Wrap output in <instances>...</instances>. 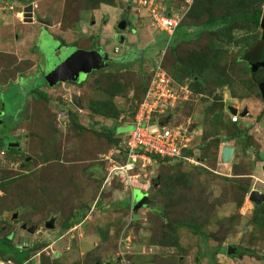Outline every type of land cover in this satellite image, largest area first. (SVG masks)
<instances>
[{"label": "rangeland", "instance_id": "rangeland-1", "mask_svg": "<svg viewBox=\"0 0 264 264\" xmlns=\"http://www.w3.org/2000/svg\"><path fill=\"white\" fill-rule=\"evenodd\" d=\"M3 1L7 0H2L0 6L5 5ZM35 1L39 2L44 16L56 25L52 32L45 27L39 31L37 25H22L12 17L11 11L0 9V51H17L18 54L0 52V100L5 109L2 117L6 127H10L9 134L18 138L22 150L8 154L0 147V235L5 238L0 237V250L6 254H1L0 258L4 264H18L13 259L8 262V256L16 257L21 264H210L202 251L208 245L213 253L219 244L227 248L229 245L245 247L257 256L244 251L234 256L236 252L228 254L226 249L215 254L217 264H264V227L254 221L255 203L249 198L253 189L264 193V160L260 159V154L264 156V102L255 82L257 79L246 71L247 63L241 59L248 44L261 38L262 28L251 31L245 23L236 22L226 31L209 28L199 37L182 39L178 45L183 57V52L186 55L189 51H207V57L219 63V68L227 75L223 83L211 80V86L202 89H191L189 77L178 82L191 93H186L188 98L175 111L173 123L192 122L193 143L204 148L201 167L206 169L198 168L202 164L167 162L153 166L138 163L125 170L113 167L125 163L124 150L121 144L112 142L107 133L114 127L128 136L132 125L121 126L132 124L129 108L143 95L140 74L145 77L150 73L161 55L159 51L166 50L162 57L167 55L166 70L173 78L177 60L167 49L174 48L185 33L183 29L190 35L197 29L196 25L210 15L234 12L239 4H231L230 0L221 5L206 3L209 9L199 7L197 13L190 14L184 21L186 26L169 42L164 39V44L151 47V42L165 33L151 26L147 8L136 2L117 0L115 7L101 5L96 13L89 11L86 21L81 22L79 15L83 9L80 7L84 5L81 0ZM165 1L164 6L169 11L187 13L192 5L188 0ZM128 6L131 14L127 28L119 30L114 12ZM91 13L97 24H101L92 25ZM107 21L113 22V26L108 27L110 31L104 27ZM60 29L65 31V36ZM116 29L127 41H119L114 35ZM27 30L33 36V42L29 41L33 52L22 45L18 52V44ZM82 34L83 39L75 42L76 36ZM60 37L72 43L58 56L55 51ZM94 42L105 52L122 58L119 60L122 65L132 67L89 74L81 84L70 81L54 86L57 88L54 90L49 84L55 82L49 81L46 75L58 58H62L66 50L78 48L77 43L84 44L79 47L86 49ZM148 44L151 48H146ZM144 47L146 51L142 50ZM28 55L38 60L40 72L19 81V76L26 75L31 63ZM19 57L24 59L18 62ZM22 86H26L25 94L20 90ZM113 86L117 88L113 91L119 92L116 96L111 91ZM32 89H36L35 92ZM42 89L47 98L39 99ZM75 95L79 96L83 107L74 104ZM112 96L125 114L123 120L96 115L88 107L93 100ZM235 103L242 104L240 112L246 106L250 114L232 124L226 105ZM70 111L76 121L68 123ZM6 127H0V131L4 132ZM246 129L250 138L242 134L234 141H222L229 134ZM118 136L123 140L124 136ZM210 137L214 138L213 142H209ZM3 139L8 141V138ZM224 145L237 148L230 162L221 158ZM247 186L248 193L244 191ZM144 195L150 203L137 205ZM16 211L19 216L13 220L11 215ZM79 214L82 218L76 220ZM53 217L56 222L53 231L43 227L29 234L20 227L23 222L44 226L45 221ZM67 219L74 223L64 229ZM187 220L198 223L200 231L210 237L206 239L201 233L179 225ZM23 244L35 247L30 253L34 254L31 260L25 258L27 249Z\"/></svg>", "mask_w": 264, "mask_h": 264}, {"label": "trees", "instance_id": "trees-1", "mask_svg": "<svg viewBox=\"0 0 264 264\" xmlns=\"http://www.w3.org/2000/svg\"><path fill=\"white\" fill-rule=\"evenodd\" d=\"M81 1L83 2L84 5L82 7H80V9H83V11L98 8L102 4L115 5L117 3V0H81ZM226 1L227 0H193L190 9L187 11L182 22L177 27V29L175 31V35L178 34V30L180 28L183 29V27L186 26L184 24L185 19L189 18L190 14L194 15L195 13H197V11L199 10V7L202 8L203 6H206V3L221 5V4H224ZM230 1H231V4H233L234 2L239 4L238 9H236L234 12L232 11L228 14H223V15H219V16L210 15L209 19L205 20L204 22H201L200 25H196L197 29H194L195 30L194 33H192L190 35L188 34L187 30L183 29L185 31V33L182 34L181 39L175 44L174 48L173 49H171V48L167 49V52L169 51L172 54L170 56L174 57L175 61L177 60L175 62V65L177 63L176 71H175L174 76H173V79L175 81L179 82V80L182 81L184 78L189 77L190 80H192V82L190 83L191 89L192 88L196 89L198 87L200 89H202V88H205L207 85L211 86V80H213V82L220 83V84L226 80L227 75L224 72H222L223 71L222 69L219 68V63H217L212 57H210V58L207 57V55L205 54L207 51H204V52L203 51H200V52L199 51H195V52L189 51L188 53H186V55L183 52V54H184V57H183L181 55V49H179L180 47L178 45L180 44V42H182L184 39H186L188 37H196V36L199 37V36H201L209 28L210 29L215 28V30L217 29V30L226 31L228 28L233 26L236 22L245 23L246 28H249L251 31L257 30L258 28H261L260 23H261V17H262L263 11H264V8H263L264 0H230ZM168 3H170V2H168ZM206 8L209 9V5H207ZM207 9H206V12H208ZM81 14L82 13H80V15H79V19L81 18ZM260 41H261V38H259V39L257 38V39H254L253 41H251L248 44V46L246 47V49L244 50L243 57L241 59L247 63L246 71L248 73H250L251 76H253L257 79V81L255 80V82H256V85L259 89V93L262 97L261 88L262 87L264 88V66H263L264 54L262 51ZM185 48L186 47H183L182 50L186 51ZM165 57H167V55ZM165 57L162 60V65H163V67H165L167 69L166 64L164 62ZM157 62H158V60L156 59V62L154 63V66H153L151 72L147 73L145 75V77H144V75L140 74V76L142 78H140L139 85L141 86V88L143 90V95L134 107H136L138 105V103L143 99L145 92L147 90V86H148L150 77L152 76L153 69H154L155 65L157 64ZM111 67H112V65H111ZM111 67L96 70V71L92 72L91 74H93V73H100L101 74V73H103L104 70L113 69V68L116 71L127 70V69H130L132 66L128 67V65L125 66V65H122V63H121L120 65L113 64V67L112 68ZM178 67H179V69H178ZM204 71L206 73H204ZM220 74L223 77H221V76L218 77V75H220ZM176 76H177V78H176ZM114 87L115 86H113L111 88V91H113V89L117 90V88H114ZM20 90L22 91V94L26 93L23 89H20ZM117 94H119V92L113 91V96H116ZM113 96L110 99L93 100L88 105V107L96 115H100V116L108 117V118H113L116 121L123 120L125 118V116L121 117V115L123 114L122 110L115 104ZM39 97L47 98V95L45 93H42L39 95ZM263 101H264V99H263ZM80 104L82 105L81 101H80ZM180 104L181 103H178V105L175 107V109L173 111L174 116H175V111L179 108ZM82 107H83V105H82ZM223 110H224V108L222 107L221 111H223ZM129 113H130L129 115L132 117V120H133L134 111H131ZM67 120H68V123H70L72 121L75 122L76 121L75 114L70 111V116L68 117ZM229 122L232 124H237L236 122H232L231 119H229ZM80 127L82 129H85L82 126H80ZM247 130L248 129H246L244 131L243 130H237V131L229 134L226 137V139H223L222 141H227V142L228 141L229 142L234 141L238 136H240L242 134H245L248 138H250V134ZM242 131H243V133H242ZM107 134H108V136L112 142L119 144V145L121 144V147H122L121 150H124L123 151L124 159H126V157H125V151L127 149L126 142L124 144V141H125L124 138L126 137V135H125L126 132L125 133L124 132H117V129L115 130L113 127L110 129L109 133H107ZM118 135L124 136L123 140L120 139ZM119 140H121V141H119ZM126 141H127V137H126ZM213 141H214V138L210 137L209 142H213ZM0 143H1V147L4 148L8 152V154L20 152L19 149H16V148H7L4 144V142L2 141V139H0ZM219 143H220V139H219V142H217L215 144L216 149H217V147H219V145H220ZM248 145H250V144H248ZM200 147L201 146L199 144L198 145L195 144V147H193L191 149H187L185 151V153L186 154H193V153H195V149L198 148L199 152L196 153V156L199 158L200 164H202L203 163L202 161L204 160L202 157V153H203L204 148L202 150ZM201 150H202V152H201ZM236 152H237V148H236ZM151 156L153 158L158 159L157 165L158 164L163 165V164H166L167 162H175V163H179V165L185 164V163L189 164L185 160H172L171 158H167V157L163 158V157H159V156L154 155V154H151ZM216 157H217V153H216ZM260 159L264 160V156H262V154H260ZM200 164H198V165H200ZM189 165H194V164H189ZM198 165H195V166H198ZM201 166H203V164L200 165L198 168L202 169V170L206 169L205 167H201ZM244 191L246 193H248L249 187L248 186L245 187ZM129 206H131L130 203H129ZM253 216H254V221L256 223H258L259 225H261L262 227H264V202L261 204H255ZM81 218H82V215L79 214L76 217V220H80ZM73 223H74V220L67 219L64 222L63 228L69 229ZM179 225L180 226H186L196 233H201L206 239H208L210 237L209 234L202 233L200 231V225L194 221H191V220L181 221L179 223ZM3 239H5V238H3ZM32 248L33 247L29 248V250H24L26 253V256H25L26 259H29L32 256V254H30L32 252ZM33 249H35V247ZM209 249H210L209 246L206 245V250H204L202 252L209 258L210 264H217L215 262V260H216L215 254L221 253V252H226L227 247H224V245L219 244L215 247L213 253H211ZM240 249L244 251L243 253L249 254L251 256H257L253 251L251 252L250 250H248L245 247H240ZM211 251H212V249H211ZM1 254L6 256V254H4L3 252ZM232 255H234V254H232ZM12 259L14 260V262L21 264L20 261H18L16 257H11V256L9 257L8 256V262H10V263L13 262Z\"/></svg>", "mask_w": 264, "mask_h": 264}, {"label": "built area", "instance_id": "built-area-1", "mask_svg": "<svg viewBox=\"0 0 264 264\" xmlns=\"http://www.w3.org/2000/svg\"><path fill=\"white\" fill-rule=\"evenodd\" d=\"M188 1L192 3L193 0ZM133 2L146 7L151 17V26L165 32L169 37L175 34L186 14L177 10L167 11L160 0ZM162 56L153 69L143 99L133 110L132 128L126 141L125 163L119 167L113 165L114 168L130 169L138 163L143 166L157 165L158 159L151 154L172 160H185L189 164H200L196 156L198 148L193 154L185 153L187 149L195 147L192 122L178 125L173 123L171 117L164 125L160 123L161 119L172 115L178 103L188 98L186 93H190L186 86L175 81L163 67ZM239 119L238 114H231L232 122H238ZM111 161L114 162V159Z\"/></svg>", "mask_w": 264, "mask_h": 264}, {"label": "water", "instance_id": "water-1", "mask_svg": "<svg viewBox=\"0 0 264 264\" xmlns=\"http://www.w3.org/2000/svg\"><path fill=\"white\" fill-rule=\"evenodd\" d=\"M2 0H0L1 2ZM24 17V21L31 22L34 18V5L33 3H30L26 5L23 9V12L21 13ZM261 28H262V37H261V47L264 54V11L261 17ZM118 28L120 30H125L127 28V19L123 18L119 24ZM123 36L121 37V40H123ZM63 45H59V47H62ZM77 49V50H76ZM75 50L68 51L65 53V55L61 58H58V61L56 65L52 68L51 72L47 77L49 81H54L55 83L49 84L50 86H54L58 84L59 82H70V81H78V79L81 77V79L87 77L89 74L96 70H100L102 68H106L108 66V60L110 58L109 54L103 53L102 51L98 50L97 48L92 49H82V48H76ZM264 63V58H263ZM264 66V64H263ZM83 76V77H82ZM262 90V97L264 99V88H261ZM74 104L82 107V105L79 102V97H75ZM81 105V106H80ZM4 108V102L0 101V115L3 113ZM134 108L132 109V111ZM229 110L233 114H237L239 109L235 107L234 105H229ZM249 113L248 108H244L243 111L240 112V116L244 117ZM171 115L164 117V119L160 120V123L164 125ZM2 122V119L0 118V123ZM13 144V143H12ZM18 145V143H16ZM235 151V147L233 145H224L222 147L221 151V158L225 162H230L232 160L233 154ZM262 169L264 172V164L262 165ZM250 200L253 201L255 204H261L264 202V193H261L259 190H252L250 193ZM139 199V198H138ZM149 204L150 199L144 195L141 196L140 200L137 201V205L140 204ZM54 220L51 219V222ZM25 226V225H24ZM51 227V226H48ZM31 231H34L35 228H30ZM236 246L229 245L227 250L228 254H231L232 252H236ZM96 264H100L97 262ZM102 264V263H101ZM104 264H112L111 262H106Z\"/></svg>", "mask_w": 264, "mask_h": 264}, {"label": "flooded vegetation", "instance_id": "flooded-vegetation-1", "mask_svg": "<svg viewBox=\"0 0 264 264\" xmlns=\"http://www.w3.org/2000/svg\"><path fill=\"white\" fill-rule=\"evenodd\" d=\"M8 1V0H7ZM5 2V1H4ZM16 2H18V3H20L21 5L23 4V7H22V11L19 13V15L21 16V18L23 19V21H24V17L22 16V12H23V9H24V7L26 6V5H28V4H30V3H33V5H34V2H35V0H18V1H16ZM34 7H35V5H34ZM128 11V12H127ZM130 14H131V8L130 7H127L122 13H121V17L118 19V21H117V26H118V24H119V22L123 19V18H126L127 19V22H128V19H129V17H130ZM34 19H36V20H38L41 24H43L46 28H50V26L51 27H56V25L55 24H52L51 23V21L49 20V19H47L45 16H44V13H42L41 11H40V7L38 6V8L36 9H34V18H33V20ZM24 22H28V21H24ZM47 25H50V26H48L47 27ZM48 30V29H47ZM120 30V29H119ZM119 30H117V35L121 38L122 36H121V31H119ZM49 32H52V30L51 29H49L48 30ZM120 40V39H119ZM58 45H57V48H56V51H55V54L56 55H60L62 52H63V50H65L66 48H69L70 47V43L71 42H66V41H64L63 39H59L58 40ZM63 45L62 47H59V45ZM77 46V45H76ZM79 48V47H78ZM91 48H97L98 50H100V51H102L104 54L106 53L105 52V50L102 48V47H100V46H98L97 44H93L91 47H90V49ZM32 49H34V47L32 48ZM263 51V50H262ZM119 60H121V59H118V61H117V59L116 60H114V59H112V57L110 56V58H109V60H108V66H106V68H110L111 67V65H113V64H115V65H120V63L122 62V61H119ZM103 69H105V68H103ZM39 72H40V70H39ZM29 76H27V73H26V75H20L19 76V81H23V80H25L26 81V79L28 78ZM83 80H85V79H81V77L78 79V81H75V82H77V83H79V84H81L82 82H83ZM60 83V84H59ZM58 84H56V85H54V86H56V87H59L61 84H64V83H68V82H59ZM19 84H21L20 82H19ZM28 86V85H27ZM54 86H51L54 90H56L57 88L56 87H54ZM22 87H24V88H22V89H26V86H22ZM79 87V86H78ZM44 89V88H43ZM43 89L42 90H39V94H42V93H44V91H43ZM35 90L36 89H32V92H35ZM75 97H79V96H77V95H75ZM75 97H74V99H75ZM45 98V97H44ZM39 99H41V97L39 98ZM1 101V100H0ZM79 102H80V98H79ZM3 110V113H4V111H5V109L4 108H2ZM0 118L2 119V122L0 123V127H6V123H5V121H4V118L2 117V114L0 115ZM9 128L10 127H6V130H4V132H3V130L2 131H0V139H2V141L4 142V144H5V146L7 147V148H16V149H19V151L20 152H22V150H21V146H20V144H19V142L17 141V139L18 138H16V137H12L10 134H9ZM3 134V135H2ZM3 138H8V141H5ZM7 142H9V145H7ZM13 143V144H12ZM16 143H18V145H16ZM0 147H1V143H0ZM3 152L4 153H6L7 151L3 148ZM19 152V153H20ZM8 153V152H7ZM14 154V153H13ZM30 157V156H29ZM28 158V157H27ZM0 211H1V209H0ZM0 214H2V213H0ZM12 218H13V220H16V219H18V216H19V212L18 211H16L15 213H13L12 215ZM54 221L53 222H51V221H49V220H47V221H45V224H44V226L42 225V224H38V223H36V224H32V225H28L26 222H23V223H21L20 224V227H21V229H23V230H25L27 233H37V232H39L40 230H42L43 229V227H44V229L45 230H47V231H53L52 229L55 227V219H54V217L52 218ZM25 225V226H24ZM4 226V225H3ZM48 226H51V227H48ZM6 226H4V228H5ZM32 227H34L35 228V230L34 231H31L30 230V228H32ZM46 232V231H45ZM10 235H11V233H9ZM8 234V235H9ZM46 234H48L47 232H46ZM8 235L6 236L7 238H8ZM9 235V236H10ZM49 235H51L52 236V233H49ZM48 236V235H47ZM0 237L1 238H4V237H2L1 235H0ZM25 249H27V250H29V245H26V244H23L22 245ZM237 248H236V253L234 254V255H242V252H243V250H241L240 249V247H238V246H236ZM0 257H1V252H0ZM32 257H34L33 255L28 259V260H31V258ZM4 264V261L3 260H1V258H0V264ZM97 263V262H96ZM100 264H101V262H99ZM112 263V262H111ZM103 264V263H102ZM113 264V263H112ZM115 264H119V263H115Z\"/></svg>", "mask_w": 264, "mask_h": 264}, {"label": "crops", "instance_id": "crops-1", "mask_svg": "<svg viewBox=\"0 0 264 264\" xmlns=\"http://www.w3.org/2000/svg\"><path fill=\"white\" fill-rule=\"evenodd\" d=\"M161 1V3H162V5L164 6L165 4H166V1L165 0H160ZM164 1H165V4H164ZM4 2V1H3ZM131 2H133V0H128V3H131ZM9 1H5V5L4 6H0V9L1 10H3V11H5V10H9V11H11V15H12V17L14 18V19H17L18 20V22L20 23V24H22V25H32V26H35V25H37L39 28V31L41 30V28H43V27H45L43 24H41L38 20H36V19H34L33 21H31V22H24L23 21V19L21 18V16L19 15V13L22 11V7H23V4L21 5L20 3H18V2H12V3H9ZM18 4H20V5H18ZM34 5H35V7H34V9L36 8H38V6H39V2L38 1H35L34 2ZM102 5H108V4H102ZM116 5V4H115ZM108 6H112V7H115L114 5H108ZM129 7V6H128ZM165 7V6H164ZM99 8V7H98ZM98 8H95V9H89V10H85V11H83L82 12V14H81V18H80V21L82 22V21H86L85 20V16L88 14V12L89 11H94L95 13H96V9H98ZM166 8V10L167 11H169V8H167V7H165ZM122 10L121 11H119V10H117V12H114V15H116L115 16V25L117 24V21H118V19H119V17H117L119 14H121L124 10H123V8H121ZM128 12V11H127ZM93 13V12H92ZM91 13V15H92V18H91V22H92V25H95V24H97V21L95 20V18L93 17L94 15ZM116 13V14H115ZM149 14V13H148ZM149 16V15H148ZM149 19H150V21H151V17H149ZM101 20L102 21H105V19H104V16H101ZM99 21V20H98ZM109 21H111V20H109ZM109 21H107V22H103L104 23V25H106V26H104L105 27V29H107L108 31H110V29H108V27L109 26H113V22H112V24H110V22ZM151 23V22H150ZM99 24H101L100 22L97 24V25H99ZM127 25H128V22H127ZM48 26H50V25H47V27ZM46 28V27H45ZM53 27H51L50 26V28L48 27V28H46V29H52ZM79 29H80V27H79ZM47 30V31H48ZM61 30V29H60ZM84 31V30H83ZM61 32H62V34H63V36H65L64 35V33L63 32H65V31H63V30H61ZM82 33V32H81ZM137 33V32H136ZM136 33H135V35H133V36H136ZM165 33V32H164ZM114 35L115 36H118L117 35V29H116V31H115V33H114ZM123 34H122V32H121V36H122ZM175 35V34H174ZM173 35V36H174ZM82 36H83V34L82 35H80V36H76V38L78 39L77 41L75 40V42H79L80 40H82L83 38H82ZM173 36H171V37H169L166 33H165V35L162 37V38H160L159 40L161 41V42H159V40H155V41H152L151 42V47L153 46V45H156L157 46V44L159 43V45H162V44H164V42H163V40L164 39H166V40H168V42L171 40V38L173 37ZM124 38H123V40H121V38L118 36V38H120V40L119 41H121L122 43L123 42H125V41H127V39H125V36H123ZM32 38H33V36H32V34L27 30V31H25L24 32V34H23V37H22V39H21V44H18V52L19 51H21L20 50V46L22 45V46H24V47H28V49H30L29 51L31 52H33V49H32V45H31V43L29 44V41H31V42H33V40H32ZM60 39H62V37H60ZM131 42H135V41H132L131 40ZM163 42V43H162ZM72 43V42H71ZM95 43V42H94ZM96 44V43H95ZM135 44V43H134ZM84 44H79V43H77V46L79 47V46H83ZM98 45V44H97ZM149 45V44H148ZM147 45V47L146 48H151L150 47V45L148 46ZM92 46V45H91ZM91 46H89V47H87L86 49H90V47ZM101 47V46H100ZM79 48H81V47H79ZM103 48V47H102ZM84 49V48H83ZM104 49V48H103ZM142 50L143 51H146V49H145V47L144 48H142ZM158 50H159V48H158ZM115 51H117V47H116V49H115ZM165 51L166 50H164V51H162V52H160L159 51V53H161V55L158 57V59L157 60H159L160 58H161V56L163 55V53H165ZM1 53L3 52L4 54L5 53H8V54H15L16 56L18 55L16 52L14 53V52H11V51H0ZM106 53H108L109 54V56H111L112 57V59H114V60H116L117 59V61H118V59H121V60H123L122 58H119V56H113V55H111L110 53H109V51H106ZM28 60L31 62L30 63V65H29V67H28V71H27V76H31L32 75V73L34 72H38L39 70H40V67H39V63H38V60H36L35 58H31L30 57V55H28ZM27 58H25V59H27ZM22 59H24V57H19L18 58V62H21V60ZM33 73V74H34ZM54 91V90H53ZM264 102V101H263ZM229 105H234V104H229ZM229 105H226V108L227 109H229ZM235 107H237V108H239V111H240V106H242V104H237V103H235V105H234ZM244 108H247L246 106L244 107ZM132 109H133V107L131 106L130 108H129V110L130 111H132ZM249 110V109H248ZM242 111H243V109H242ZM226 112H228L229 113V116H230V112L229 111H226ZM250 114V112L247 114V115H249ZM246 115V116H247ZM125 116V114L123 113L122 115H121V117H124ZM125 124V125H124ZM127 126H131V124L130 125H127L126 123H123L122 124V126L121 127H127ZM192 126V125H191ZM192 128V127H191ZM193 133H194V130H193ZM227 142V141H226ZM235 147V146H234ZM235 152H236V147H235ZM234 152V153H235ZM261 193H263L262 191H260ZM0 252L2 253V251L0 250ZM5 263V262H4Z\"/></svg>", "mask_w": 264, "mask_h": 264}, {"label": "clouds", "instance_id": "clouds-1", "mask_svg": "<svg viewBox=\"0 0 264 264\" xmlns=\"http://www.w3.org/2000/svg\"><path fill=\"white\" fill-rule=\"evenodd\" d=\"M189 91H190V90H189ZM190 93H191V91H190ZM133 108H135V107H133ZM238 109H239V108H238ZM228 111L230 112L229 109H228ZM231 114H233V113H230V118H231ZM237 114L240 116V111H238ZM168 116H169V115H168ZM171 117H173V119H174V114H173V113H172ZM171 117H170V118H171ZM170 118H169V119H170ZM241 118H243V117L240 116V119H241ZM240 119H239V120H240ZM231 121H232V120H231ZM166 123H167V122H166ZM161 125H162V124H161ZM192 130H193V129H192ZM193 134H194V133H193ZM253 190H254V189H253ZM250 193H251V192H250ZM249 195H250V194H249Z\"/></svg>", "mask_w": 264, "mask_h": 264}]
</instances>
